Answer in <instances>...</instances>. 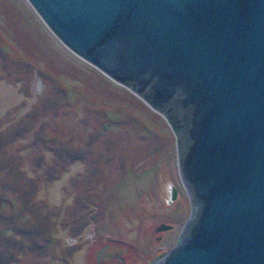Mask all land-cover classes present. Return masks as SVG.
Returning <instances> with one entry per match:
<instances>
[{
    "label": "rangeland",
    "instance_id": "374dc122",
    "mask_svg": "<svg viewBox=\"0 0 264 264\" xmlns=\"http://www.w3.org/2000/svg\"><path fill=\"white\" fill-rule=\"evenodd\" d=\"M177 155L162 115L0 0V264H152L192 212Z\"/></svg>",
    "mask_w": 264,
    "mask_h": 264
},
{
    "label": "water",
    "instance_id": "95a60500",
    "mask_svg": "<svg viewBox=\"0 0 264 264\" xmlns=\"http://www.w3.org/2000/svg\"><path fill=\"white\" fill-rule=\"evenodd\" d=\"M162 115L192 204L152 264H264V0H27Z\"/></svg>",
    "mask_w": 264,
    "mask_h": 264
},
{
    "label": "trees",
    "instance_id": "16d2710c",
    "mask_svg": "<svg viewBox=\"0 0 264 264\" xmlns=\"http://www.w3.org/2000/svg\"><path fill=\"white\" fill-rule=\"evenodd\" d=\"M16 167V166H15ZM5 168H6V166H5ZM5 168H3V169H5ZM16 170V168H14V170L13 171H15ZM13 171H11L10 173H13ZM7 174H9V173H7ZM50 178H53V174H51V176H50ZM29 186H28V188H30L29 190L28 189H26V191H25V193L26 192H28V191H30V192H32V186H33V188H35L34 186H35V184L33 183V185L31 186V184H28ZM37 188V187H36ZM37 190V189H36ZM15 191H18V187H14V192ZM31 194V193H30ZM21 197H23V196H20L19 198H21ZM25 197V196H24ZM8 200H11V198H8L7 199V202H8ZM6 201V199H3V201L2 202H5ZM28 202H29V200L27 199V198H25L24 200H23V204H27L28 205ZM14 209V207H12V210ZM14 215V217H12L13 219H19V214H13ZM17 231H20L19 229H17ZM17 239H18V236H16L15 235V238H12V239H9V237H4V240L7 242V243H10L9 242V240H13V243H16V241H17ZM11 244V243H10ZM162 256V255H161ZM2 258V260L4 261V262H6L5 261V257H3V256H1ZM7 257V256H6Z\"/></svg>",
    "mask_w": 264,
    "mask_h": 264
},
{
    "label": "flooded vegetation",
    "instance_id": "af4514ba",
    "mask_svg": "<svg viewBox=\"0 0 264 264\" xmlns=\"http://www.w3.org/2000/svg\"><path fill=\"white\" fill-rule=\"evenodd\" d=\"M119 258H121V260L123 261V258L120 256ZM124 264H127V262L123 261Z\"/></svg>",
    "mask_w": 264,
    "mask_h": 264
},
{
    "label": "crops",
    "instance_id": "0c3cea01",
    "mask_svg": "<svg viewBox=\"0 0 264 264\" xmlns=\"http://www.w3.org/2000/svg\"><path fill=\"white\" fill-rule=\"evenodd\" d=\"M18 240V239H17Z\"/></svg>",
    "mask_w": 264,
    "mask_h": 264
}]
</instances>
